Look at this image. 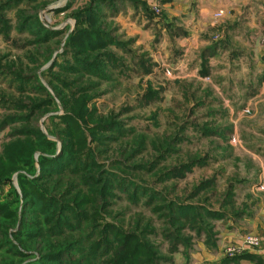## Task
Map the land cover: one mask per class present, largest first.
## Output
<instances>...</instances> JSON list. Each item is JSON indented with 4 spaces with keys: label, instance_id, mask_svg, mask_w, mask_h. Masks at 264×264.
Here are the masks:
<instances>
[{
    "label": "rangeland",
    "instance_id": "rangeland-1",
    "mask_svg": "<svg viewBox=\"0 0 264 264\" xmlns=\"http://www.w3.org/2000/svg\"><path fill=\"white\" fill-rule=\"evenodd\" d=\"M6 1L0 0V11ZM91 1L25 0L1 13L12 30L9 38L0 30V95L9 98V104L0 105V122L6 115L16 113L13 107L16 102L31 104L30 97H46L39 87L41 83L58 106H52L43 115L38 113L33 123L57 143V153L62 143L52 134L54 125L49 117L62 115L64 109L49 83L53 77L43 73L63 54L68 37L78 28V13L88 8ZM168 1L171 0L102 2L99 27L125 48H111L119 58V67L109 69L110 77L104 79L90 74L67 75V78L95 97L90 106L96 107L100 115L116 114L126 130L118 140L95 150L102 151L98 160L105 170L151 193H160L169 202L226 213L223 220L205 216L203 224L214 227L210 244L205 234L197 236L189 228L181 231L182 236L193 238L191 257L198 242L205 239L207 248H216L218 228L251 217L259 204H264L257 200V194L264 193V0H243V4L240 1L239 10L230 11L229 17L222 10L223 13H217L221 17L210 18L203 31L194 28L197 22L191 18L199 17L196 5L192 12V7L184 4L168 7L165 5ZM20 11L37 17L49 30L63 32L62 36L46 44L34 42V35L17 30ZM203 53L208 60L205 67ZM61 60L60 57L58 61ZM11 71L30 77L32 84L28 91L21 93L17 89ZM54 82L60 84L55 78ZM150 87L159 94L153 101L146 97ZM17 127L0 131V154L7 143L16 139ZM204 128L218 130L223 136H206ZM176 137L184 139L178 151L153 168L151 165L158 156L155 147ZM40 155L36 152L35 160ZM202 158L207 160V165L194 168L185 178H166L172 169ZM36 166L39 170V164ZM17 174L13 175L12 186L21 194ZM203 182L207 183L206 188L197 191ZM230 186L235 204L225 207ZM127 188L135 192L130 186L114 191L116 196L104 211L106 221L126 231L135 229L139 218L151 222L156 232L148 238L163 255L172 257L173 263L169 264L187 263L183 246H179L177 253H170L171 243L164 236L168 225L146 206L148 196L142 193V188L136 191L139 202L129 199ZM9 191L7 186L0 193L1 201L11 198ZM17 228L10 229V237ZM2 233L4 229L0 227V240ZM259 238L261 248L262 238ZM12 241L20 246L17 240ZM42 242L32 244L31 251L26 252L28 258L0 245V264H25L38 259L41 246H45ZM231 244L224 249L226 259L229 257L226 249ZM19 249L23 250L21 246Z\"/></svg>",
    "mask_w": 264,
    "mask_h": 264
},
{
    "label": "trees",
    "instance_id": "trees-1",
    "mask_svg": "<svg viewBox=\"0 0 264 264\" xmlns=\"http://www.w3.org/2000/svg\"><path fill=\"white\" fill-rule=\"evenodd\" d=\"M25 0H7L4 10L16 8ZM106 0H92L88 8L78 13V28L71 34L65 44L63 54L43 73L50 80L52 89L63 105L64 113L50 116L54 125L52 134L61 140V150L56 152V142L50 140L34 123L36 115L45 114L52 106H58L55 99L40 83L39 87L46 97H30L31 104L23 101L13 104L15 114L6 115L0 122V131L10 126L17 127L16 139L4 146L0 154V193L10 186V196L0 200V227L4 229L0 245L14 251L22 258H28L32 244L42 240V250L38 259L25 264H169L172 257L163 255L158 247L148 238L156 232L152 223L143 218L136 220L135 229L126 231L121 226L107 222L106 206L114 191L121 187H133L131 193L127 188L129 199L139 202L136 191L148 196L146 206L164 220L168 229L165 239L170 244V253H177L183 246L185 257L189 260V250L193 238L182 236L181 231L190 229L197 236L206 235L207 244L213 239V226L203 224L205 216L215 220L227 217L225 212L213 211L194 204L168 201L165 197L133 181L125 182L119 175L105 170L99 162L96 149H103L109 142L118 140L126 134L116 114L107 117L90 106L95 97L85 87L75 86L67 75L86 74L104 79L110 77L108 70L119 67V58L111 50H125L106 30H102L101 4ZM80 17V19H79ZM0 30L5 38L10 37L12 25L0 15ZM19 32H28L35 36V41L46 44L62 36L61 31H52L43 26L35 16L19 12ZM212 54L214 49L211 50ZM206 53L202 55V64H208ZM210 56V55H208ZM61 57V62L58 59ZM57 72L55 71L56 68ZM13 81L21 93L31 87V79L25 74L11 71ZM54 78L59 81L55 84ZM39 81V80H38ZM75 86V87H74ZM159 94L150 87L147 91L149 100L157 99ZM9 98L0 95V105L9 104ZM149 102V101H147ZM57 120V122H56ZM34 122V123H33ZM51 133V129H48ZM206 136H223L218 130L204 128ZM184 139L167 140L156 146L158 156L151 165L156 167L161 161L178 151ZM40 152L38 161L34 156ZM36 164H39V170ZM207 165V160L194 159L166 173L167 179H183L196 167ZM148 168L151 170V168ZM18 173V174H17ZM17 174L21 194L12 186L13 175ZM67 181V182H66ZM66 182V183H65ZM206 182L197 187V191L206 188ZM233 186L227 193L228 201L224 206L234 207ZM136 200V201H135ZM163 201L157 204V201ZM242 215V214H240ZM236 215V216H240ZM234 216V215H232ZM10 237L9 231L17 227ZM12 240H17L18 245ZM246 254V253H245ZM245 254L227 257L224 263H237Z\"/></svg>",
    "mask_w": 264,
    "mask_h": 264
},
{
    "label": "crops",
    "instance_id": "crops-1",
    "mask_svg": "<svg viewBox=\"0 0 264 264\" xmlns=\"http://www.w3.org/2000/svg\"><path fill=\"white\" fill-rule=\"evenodd\" d=\"M243 0H171L165 5L177 6L184 4L185 7H192V12L194 7L198 8V18L191 17L193 22H197V26L194 28L198 31H203L204 27H208L207 22L211 18L213 20L214 15L217 13H223L225 11L226 17L230 11L241 7L240 5ZM174 2L172 5L170 3ZM193 5H196L193 7ZM173 9V8H172ZM187 10V9H186ZM223 10V11H222ZM172 13H174L172 11ZM171 13V14H172ZM185 13V12H183ZM186 14V13H185ZM210 19V20H211ZM211 25V24H210ZM264 193L257 194L258 202H264ZM227 227H222L219 230V241L216 248H207L205 245V239L198 242L195 246V251L189 257V261L184 264H264V204H259V209L249 217L244 218L242 221L229 222ZM246 233H253L262 238V246L259 249H251L245 255L243 259L239 260L237 263L232 261H225L224 249L231 243H238L243 240Z\"/></svg>",
    "mask_w": 264,
    "mask_h": 264
},
{
    "label": "built area",
    "instance_id": "built-area-1",
    "mask_svg": "<svg viewBox=\"0 0 264 264\" xmlns=\"http://www.w3.org/2000/svg\"><path fill=\"white\" fill-rule=\"evenodd\" d=\"M221 17V14H217L216 18ZM260 238L255 234H247L243 237V240L238 243L231 244L226 253L228 256L233 257L247 253L251 249H258L260 247Z\"/></svg>",
    "mask_w": 264,
    "mask_h": 264
}]
</instances>
